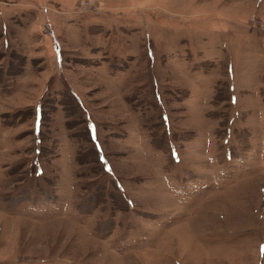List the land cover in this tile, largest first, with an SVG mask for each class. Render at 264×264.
<instances>
[{"label":"rangeland","instance_id":"374dc122","mask_svg":"<svg viewBox=\"0 0 264 264\" xmlns=\"http://www.w3.org/2000/svg\"><path fill=\"white\" fill-rule=\"evenodd\" d=\"M264 0H0V264H264Z\"/></svg>","mask_w":264,"mask_h":264},{"label":"snow or ice","instance_id":"6c2138e0","mask_svg":"<svg viewBox=\"0 0 264 264\" xmlns=\"http://www.w3.org/2000/svg\"><path fill=\"white\" fill-rule=\"evenodd\" d=\"M261 250H262V253H264V246H262V249Z\"/></svg>","mask_w":264,"mask_h":264}]
</instances>
